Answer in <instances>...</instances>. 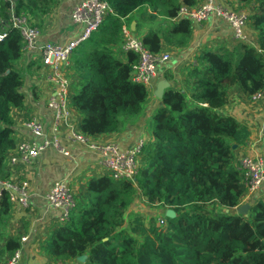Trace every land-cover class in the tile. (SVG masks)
I'll return each instance as SVG.
<instances>
[{
    "label": "trees",
    "instance_id": "16d2710c",
    "mask_svg": "<svg viewBox=\"0 0 264 264\" xmlns=\"http://www.w3.org/2000/svg\"><path fill=\"white\" fill-rule=\"evenodd\" d=\"M204 0H107L112 13L100 29L71 58V106L80 131L96 138L119 133L144 110L148 87L131 80L138 56L118 57L121 29L131 16L141 20L176 19L182 5ZM251 6L249 23L259 48L238 43L231 49H205L186 72L189 93L167 89L162 106L151 117V140L144 147L134 181L110 175L92 178L65 223L54 225L41 251L62 263L87 255L88 264H264V196L247 216L233 214L247 190L237 167L236 151L250 133L218 110L228 91L240 88L252 96L264 88V0H239ZM53 0L0 1V22L7 24L0 41V180L8 177L7 154L16 146L12 113L23 108L21 31L10 23L11 11L30 22L49 13ZM36 24V22H35ZM32 25H34L32 23ZM35 26V25H34ZM194 23L180 18L169 26L149 30L141 39L153 54L164 44L185 48ZM237 146L234 149V146ZM150 205L174 211L160 221L134 214L127 222L135 194ZM13 213L6 195L0 198V243ZM21 248L18 237L0 246V262Z\"/></svg>",
    "mask_w": 264,
    "mask_h": 264
},
{
    "label": "crops",
    "instance_id": "0c3cea01",
    "mask_svg": "<svg viewBox=\"0 0 264 264\" xmlns=\"http://www.w3.org/2000/svg\"><path fill=\"white\" fill-rule=\"evenodd\" d=\"M84 0H53L49 13L41 14L32 23L40 30L38 44L47 42L65 44L73 39L79 32L80 27L74 25L72 12L75 6ZM231 7L233 10L244 11L251 14V6H245L239 0H217ZM178 19L168 20L162 17L155 22L141 20L140 13L135 12L131 16L128 25L137 37L149 30L165 28ZM36 22V24H35ZM7 24L0 22V32H5ZM193 35L190 43L182 49L164 44L161 53L168 54L169 60L158 67L156 76L148 87L149 97L142 114L132 124L123 128L119 133L101 135L94 140L115 141L121 149L134 145L139 139L146 137L151 140L150 123L151 117L162 106V99L155 95L158 85L166 81L168 89L182 90L189 93L185 84L186 72L196 63V57L205 49H231L238 44L233 39V29L224 20L209 18L200 24H194ZM248 45L259 48L257 32L249 23L246 27ZM32 53V54H31ZM121 59L125 56L117 52ZM17 66L23 71L24 83L21 88L25 96L23 108L13 111V136L16 143L21 138L31 139V133L21 127V121L27 117L35 116L44 121L46 125L52 119V112L46 103L52 93L53 85L49 80V71L43 67L39 58L33 52L22 55ZM73 73V72H72ZM74 75V73H73ZM75 78V75H74ZM76 80V79H75ZM167 90V89H166ZM227 104L218 112L221 115L233 117L237 123L246 126L250 137L247 144L236 151L237 162L245 156H262L264 158V101H253L245 95L240 88H232L228 91ZM73 118L78 124L80 116L76 109L71 108ZM66 131L60 132L62 145L70 152L68 157L55 149H47L31 164H19L17 169L9 173V177L15 179L27 178L30 181V207H13V213L9 221L6 236L8 238L26 237L21 242L22 258L19 264H54L55 258L44 254L41 245L54 225H58L59 212L50 208L46 199L47 193L57 181L65 180L71 184L75 193L80 195L87 187L92 178L106 175V171L99 165V156L87 147L73 143L65 137ZM13 151L7 154L12 155ZM264 196V182L259 191L250 199H242L241 203L230 212L239 214V209L244 204L250 206ZM0 243V246L3 245ZM88 259L82 262L79 259H71L64 264H88ZM2 261L0 262V264Z\"/></svg>",
    "mask_w": 264,
    "mask_h": 264
},
{
    "label": "built area",
    "instance_id": "2783aa9c",
    "mask_svg": "<svg viewBox=\"0 0 264 264\" xmlns=\"http://www.w3.org/2000/svg\"><path fill=\"white\" fill-rule=\"evenodd\" d=\"M10 1L13 0H0ZM112 10L107 0H84L77 4L72 12V21L80 27V32L65 44L47 42L38 44L40 30L32 25L27 15H16L11 11L10 23L21 31L24 39L23 53L33 52L43 67L49 71V80L53 85L52 93L46 103L52 112V119L46 125L38 117L30 116L21 121V127L27 129L31 139L21 138L16 143L13 154L7 157L6 172L8 177L0 180V198L6 195L9 202L20 208L30 207V181L23 177H9L19 164L29 165L47 149H55L68 157L70 152L62 145L60 132L66 131L65 137L73 143L87 147L99 156V165L106 175L114 179L134 181L142 163V153L148 144L147 138L139 139L134 145L121 149L115 141L94 140L83 134L71 113V98L76 80L71 71V58L74 53L100 29ZM224 20L233 29V39L237 43H248L246 27L249 15L244 11L233 10L217 0H204L196 6L182 5L177 19L188 18L194 24H200L209 18ZM3 23V21H1ZM123 37L119 48L125 57L128 52L138 56L133 65L131 80L150 86L156 76L158 67L169 60L168 54H153L140 37L132 33L127 25L121 29ZM6 37V31L0 32V41ZM32 54V53H31ZM253 101H264V88L250 96ZM15 139V138H14ZM10 151V152H11ZM240 177L247 190L244 199L252 198L264 182V158L262 156H245L238 160ZM80 195H77L71 184L65 180L57 181L46 195L50 208L59 212V224L65 223L75 209ZM26 237L21 238V242ZM22 258L21 248L13 255L7 256L1 264H19ZM54 264H64L56 261Z\"/></svg>",
    "mask_w": 264,
    "mask_h": 264
},
{
    "label": "rangeland",
    "instance_id": "374dc122",
    "mask_svg": "<svg viewBox=\"0 0 264 264\" xmlns=\"http://www.w3.org/2000/svg\"><path fill=\"white\" fill-rule=\"evenodd\" d=\"M166 211L167 209L161 206L148 204L145 199L140 195V193L137 192L129 209L127 222L132 219V216H134V214L143 215L148 221L151 218H155L160 221V219L166 216Z\"/></svg>",
    "mask_w": 264,
    "mask_h": 264
},
{
    "label": "water",
    "instance_id": "95a60500",
    "mask_svg": "<svg viewBox=\"0 0 264 264\" xmlns=\"http://www.w3.org/2000/svg\"><path fill=\"white\" fill-rule=\"evenodd\" d=\"M168 87H169V84H168L166 81L161 82V83L158 85V87H157V89H156V91H155V95H156L158 98L162 99V97H163V95H164V92H165L166 89H168ZM236 148H237V146L235 145V146H234V149H236ZM249 209H250V205H249V204H244V205H242V206L240 207V209H239V213H240L241 215L247 216V215H248V212H249ZM166 216H168V217H175L176 214L174 213V211H172V210H170V209H167V211H166ZM77 259H79L80 261L84 262V261H86V259H87V255L79 256Z\"/></svg>",
    "mask_w": 264,
    "mask_h": 264
}]
</instances>
